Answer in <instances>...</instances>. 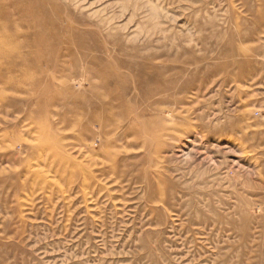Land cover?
<instances>
[{"label": "rangeland", "instance_id": "1", "mask_svg": "<svg viewBox=\"0 0 264 264\" xmlns=\"http://www.w3.org/2000/svg\"><path fill=\"white\" fill-rule=\"evenodd\" d=\"M0 46V264H264V0H0ZM100 78L125 178L84 130ZM41 119L94 179L26 154Z\"/></svg>", "mask_w": 264, "mask_h": 264}, {"label": "bare ground", "instance_id": "2", "mask_svg": "<svg viewBox=\"0 0 264 264\" xmlns=\"http://www.w3.org/2000/svg\"><path fill=\"white\" fill-rule=\"evenodd\" d=\"M4 29L6 30V28ZM1 50L2 49H0V51ZM117 70L113 69L112 67H108L107 73L110 76L109 72H112V74L115 75V77L117 78V81H119L118 79L121 78L122 75ZM146 75L150 77L149 81L153 80L152 82L148 83L150 84L149 86H152L151 88L155 86L160 87L165 84L168 85V81L165 80V78H161L160 72L156 71L152 67H149V72L146 73ZM137 79H138L139 86L141 88L146 89L147 82H148V80H146V76L142 73L140 76H137ZM99 81L100 82L96 85L102 88V90L100 92H90V100H89L90 102L84 109L85 117H86V123L84 126V130H90V129L97 128V130L102 132L103 137L104 138L106 137V139L104 141H100V146L103 148L105 145L106 147L104 154L106 156L105 159L109 162L110 165H112L111 173L114 177L122 176L123 178H125L126 172L124 171V165H127V164L125 162V159L121 156L122 155L121 153L125 146H123V144H118V141L120 140V138H118L117 135L115 134L117 133L116 131L119 130V128L121 127L120 126L121 117L120 116L118 117L116 114H114V112H111L110 108L108 107L109 102L106 101L108 100V97L106 96V100H105V93H103L104 91L103 89L106 88V86L111 81L106 78L105 79L100 78ZM124 81L125 80H123L122 81L123 83H120V84H116V83L114 84V87L118 89L117 91H123V89L126 87ZM89 88H92L91 84ZM30 118L34 120L35 117L31 115ZM62 119L63 118H61L60 121H62ZM35 123L36 124L34 125L33 132H35L34 139L37 141L36 142L37 144H33L29 146L26 145L24 147L26 154H29V156L30 155L38 156V161H36L35 164L38 163V165L39 164L40 165H46V164L48 165H71L72 166V170L70 174L72 176L71 179H74V180L84 179L83 182L94 179L96 177L97 174L93 171L92 167H94L95 165L97 166V165L103 164L102 159L99 157V155L98 157H94V154H93L94 152L91 151V153L87 156L86 165L84 164L80 165L79 162L74 161V158H72L70 154H68L66 151L62 154V156L58 155L56 157H51L49 159L47 158V151L49 149H54L57 147L66 148L67 142L63 139L64 135H62L61 132L56 130L57 128L52 126L48 122V119H41L40 121H35ZM63 127H65V124L63 125ZM127 132L128 134L124 132L123 135H132L133 140L140 141L141 146H146L147 138L143 136L145 132H147L145 127H142V126L138 127L137 122L134 121L130 123L127 129ZM158 147H160V145H158ZM16 158H13L12 160L16 161L17 160ZM21 160L22 159H20V161ZM22 161L24 162L23 165H27L28 158H25ZM99 172L104 173L103 170ZM80 173H81V178H80ZM156 189H158V186L156 187ZM157 192L160 194V198L162 199L163 194H164L163 191L157 190Z\"/></svg>", "mask_w": 264, "mask_h": 264}]
</instances>
